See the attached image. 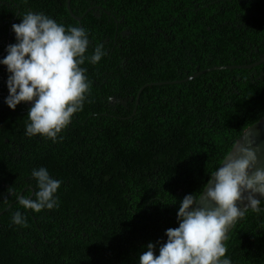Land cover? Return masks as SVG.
Wrapping results in <instances>:
<instances>
[{
    "label": "trees",
    "instance_id": "16d2710c",
    "mask_svg": "<svg viewBox=\"0 0 264 264\" xmlns=\"http://www.w3.org/2000/svg\"><path fill=\"white\" fill-rule=\"evenodd\" d=\"M30 1L0 5L6 29L0 52L17 42L12 24L32 11L85 28V55L99 45L106 54L81 65L89 93L55 141L25 135L32 104H6L9 73L0 64V264H139L148 243H156L159 254L166 229L178 227L179 202L187 194L198 198L235 140L264 115V62L181 81L214 65L260 57L264 21L252 19L260 10L242 11L253 33L239 37V26L222 17L227 10L219 4L194 14L176 13L173 0H144L142 6L123 0L109 8L116 17H97L71 0L73 12L83 15L77 21L66 0H50L48 10ZM230 3L238 9L237 0ZM165 80L177 82L146 86L136 102L144 84ZM112 97L126 101L111 103ZM41 166L62 181L59 207L35 212L15 200L16 193L34 198L31 172ZM17 210L26 224L12 222ZM225 243L233 264H264V211L248 209Z\"/></svg>",
    "mask_w": 264,
    "mask_h": 264
},
{
    "label": "clouds",
    "instance_id": "9594fccd",
    "mask_svg": "<svg viewBox=\"0 0 264 264\" xmlns=\"http://www.w3.org/2000/svg\"><path fill=\"white\" fill-rule=\"evenodd\" d=\"M21 18L20 23L12 24L17 42L8 45L7 55L0 59L9 73L5 102L15 109L21 102L34 101L25 135L55 141L74 114L83 110L89 93L87 69L81 65L86 60L96 64L106 53L99 45L85 55L90 41L83 27H66L43 12L28 11ZM234 150L239 155L226 156L209 176L199 200L187 194L179 202L178 227L166 229L167 241L160 243L159 254L156 243H148L139 264H233L226 256L225 241L229 228L245 215L240 205L257 213L264 211V200L257 198L264 197V166H258L257 151L240 144ZM31 178L37 187L34 198L16 193L19 205L35 212L59 207L55 194L62 181L44 166L33 168ZM205 196L214 207L201 206ZM12 222L24 225L27 221L17 210Z\"/></svg>",
    "mask_w": 264,
    "mask_h": 264
},
{
    "label": "flooded vegetation",
    "instance_id": "af4514ba",
    "mask_svg": "<svg viewBox=\"0 0 264 264\" xmlns=\"http://www.w3.org/2000/svg\"><path fill=\"white\" fill-rule=\"evenodd\" d=\"M33 1H36V0H32L30 2H33ZM49 1L50 0H45V1L40 0V2L38 1L37 3H39L40 5H43V7H42L43 9H40V10H48L47 6L49 4ZM173 1H175L177 3V5L175 7L176 13L184 10V11L194 12V14H198L202 11L203 7H214L216 4H219V6L223 10H227L226 11L227 14L223 13L222 17L225 19L227 16H229L230 22L231 23L235 22L236 25L239 26V29H237V32H236L239 37H244V36L248 37V36H250L249 34L253 33V29H250L247 25H245L241 19L242 17H244V13L247 12L251 15L250 11L253 10L256 13L258 10H260V13L258 14L259 17L255 18L252 16V19L253 20L259 19L261 22L264 21V11L262 10V9H264V0H237V2H239L238 9H236L235 6L230 3V1L233 2L234 0H211V1H209V0H197L195 2H194V0H189L184 5H180L181 3H184L183 0H173ZM251 1H256V3L252 4ZM18 2H19V0H0V5L1 4L12 5V4H17ZM122 2H123V0H73V3H75V4H83V5L87 4L88 7L86 8V12L91 11L94 13L95 16H98V17H101L103 15V12H106L107 14H111L112 12L109 8L113 7V6H118V4H122ZM132 2L135 3V5H137V6H142L144 0H130V3H129L130 6H131ZM66 3H67V0H66ZM245 3H246V5L244 6L243 10H240L241 5L245 4ZM28 4H29V2H28ZM66 6H67V9H68L70 15L72 16V18H74L77 21H81L83 15L82 14L80 15V14L73 12V10L71 8V0H70V7L68 8V3ZM242 11H244V13ZM86 12L84 14H86ZM112 14L114 17H116V13H112ZM2 17L3 16L0 14V31L3 32V35H4L3 38H5L6 37V35L4 34V33H6L5 21L2 20ZM174 19H176V17H174ZM66 22L71 24V21H69V20H67ZM242 26H246V29H245V32L241 33ZM124 33H129V31L125 30ZM7 46L3 48L4 49L3 52L6 51L5 48L7 49ZM3 52H0V53H3ZM263 55H264V53L261 54V56H263ZM260 57H258V58H256V57L250 58L249 57L248 62H246L244 64L257 62V60H259ZM254 67L255 66H253L252 68H254ZM252 68H250V69H252ZM254 73H256V71H254L252 73V75H254ZM1 77H2V75H1ZM114 98L115 97L111 98V100H110L111 103H112V99H114ZM33 103H34V101L33 102H25L26 105L33 104ZM16 201H18V200L16 199L15 202Z\"/></svg>",
    "mask_w": 264,
    "mask_h": 264
},
{
    "label": "water",
    "instance_id": "95a60500",
    "mask_svg": "<svg viewBox=\"0 0 264 264\" xmlns=\"http://www.w3.org/2000/svg\"><path fill=\"white\" fill-rule=\"evenodd\" d=\"M67 3H68V8H69L70 7V0H67ZM5 50H6V48H5ZM2 54L3 53H0V56ZM263 62H264V55L261 56L260 59L257 60V62H252V63H247V64L214 65L212 67H208L206 69L199 70V71L195 72L194 74L186 77L185 79H183L181 81L190 80V79H192V78H194V77H196V76H198V75H200V74H202V73H204L206 71L212 70V69H222V68H231V69L232 68H249L250 69L253 66H257V65H259V64H261ZM174 82H177V80H165V81H158V82H149V83L144 84L138 91V94H137V97H136V102L138 103L140 94H141V92L143 91V89L146 86H149V85H162V84L174 83ZM116 101H118L120 103H125L126 100L125 99H121V98L112 99V103H114ZM237 144H240V145H243V146H249V147L253 148L254 150H256L258 158L260 160V165H258V166H264V115L261 116L258 120H256L253 124H251L250 126L246 127L243 130L242 134L235 140V142L233 143V146L231 147L229 152L226 154V156H228L229 154H232V153H233L234 157L239 155L238 150H234L236 148ZM233 150H234V152H233ZM226 156L223 158V160L220 163V165L223 164L224 159L226 158ZM206 187H207V184L203 188V190L200 193V195L198 196L197 200H199V198L203 195ZM257 198L262 199L264 197L258 195ZM238 204H239V202H238ZM201 206L214 207L215 205L212 202H210L208 200V198L205 196L204 199L201 202ZM240 206L242 207V209L244 211H247V209L244 208L243 204H241ZM261 207L264 208V206H261ZM232 227L229 228V232L232 229ZM229 232H228V234H229ZM228 234H227V236H228Z\"/></svg>",
    "mask_w": 264,
    "mask_h": 264
},
{
    "label": "bare ground",
    "instance_id": "6f19581e",
    "mask_svg": "<svg viewBox=\"0 0 264 264\" xmlns=\"http://www.w3.org/2000/svg\"><path fill=\"white\" fill-rule=\"evenodd\" d=\"M244 5V4H243ZM253 6V5H252ZM247 7V6H246ZM98 17V16H97ZM173 41V40H172Z\"/></svg>",
    "mask_w": 264,
    "mask_h": 264
}]
</instances>
